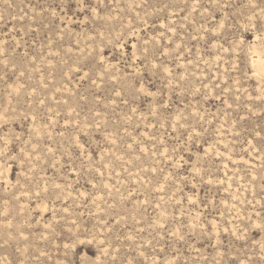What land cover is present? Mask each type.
Returning a JSON list of instances; mask_svg holds the SVG:
<instances>
[{
    "label": "rangeland",
    "instance_id": "374dc122",
    "mask_svg": "<svg viewBox=\"0 0 264 264\" xmlns=\"http://www.w3.org/2000/svg\"><path fill=\"white\" fill-rule=\"evenodd\" d=\"M0 264H264V0H0Z\"/></svg>",
    "mask_w": 264,
    "mask_h": 264
}]
</instances>
